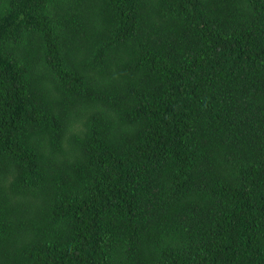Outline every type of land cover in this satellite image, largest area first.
<instances>
[{"label":"trees","instance_id":"16d2710c","mask_svg":"<svg viewBox=\"0 0 264 264\" xmlns=\"http://www.w3.org/2000/svg\"><path fill=\"white\" fill-rule=\"evenodd\" d=\"M0 264H264V0H0Z\"/></svg>","mask_w":264,"mask_h":264}]
</instances>
